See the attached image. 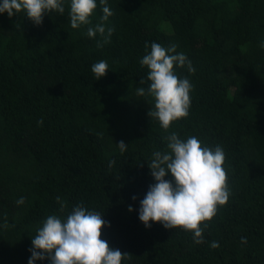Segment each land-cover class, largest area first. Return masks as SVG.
<instances>
[{"label":"trees","instance_id":"16d2710c","mask_svg":"<svg viewBox=\"0 0 264 264\" xmlns=\"http://www.w3.org/2000/svg\"><path fill=\"white\" fill-rule=\"evenodd\" d=\"M96 3L92 23L77 29L70 0L39 26L23 12L0 14V264H28L46 217L76 205L103 215L102 239L132 254L122 264H264V0H107L104 24L115 31L103 47L99 33L87 36L103 16ZM152 42L176 44L195 69L174 66L193 88L189 115L167 131L147 115L154 98L136 91L150 84L140 60ZM100 60L108 71L96 80ZM172 132L225 152L230 197L204 222L201 244L139 220L155 183L152 153L168 150Z\"/></svg>","mask_w":264,"mask_h":264},{"label":"clouds","instance_id":"9594fccd","mask_svg":"<svg viewBox=\"0 0 264 264\" xmlns=\"http://www.w3.org/2000/svg\"><path fill=\"white\" fill-rule=\"evenodd\" d=\"M99 2L103 11L101 22L88 27L87 36L94 38L99 33L104 40L103 43L98 41L97 46L103 47L110 43L115 29L106 28L104 24L113 15L107 0ZM96 8V0H70L71 27L77 29L81 25L91 24L90 17ZM52 11L63 14L64 0H0V14L7 13L11 18L23 12L37 26L43 23L44 15ZM145 48L148 49V44ZM176 49V44L166 48L152 42L150 52L140 60L141 66H146L149 70L147 80L150 84L147 89L138 87L137 95L154 98V109L149 110L147 115L157 119L165 131L173 121L186 118L191 106L190 92L193 85L188 78H180L175 73L174 66H187L189 73H194L195 69L186 55L177 53ZM107 71L108 63L105 60L91 65V72L96 80L105 76ZM144 83V80L140 81L141 85ZM165 139L168 150L154 151L148 164L155 183L149 186L140 201L139 220L146 228L151 227L150 222L160 223L169 230L182 228L193 234L196 244H201L204 242L203 233L207 226L204 222L211 221L217 214L218 206L226 205L230 197L228 175L223 167L226 159L224 149L219 145L215 148L202 146L196 136L181 139L175 132ZM117 145L121 153L126 151L124 141ZM114 163L115 161H111L109 166ZM169 174L172 180L165 179ZM56 199L57 202L60 201L59 197ZM135 199L134 196L133 200ZM16 203L23 204L24 198H19ZM65 207L61 205L60 212ZM128 211H133L131 206ZM105 225L106 221L101 213L89 211L82 205L74 206L66 218L56 214L48 215L31 239L28 264L45 259L50 264H122L123 260L131 259L132 254L113 249L102 239ZM4 227H8L7 223ZM242 242H246V239L242 238ZM210 246L215 249L219 244L213 241Z\"/></svg>","mask_w":264,"mask_h":264}]
</instances>
